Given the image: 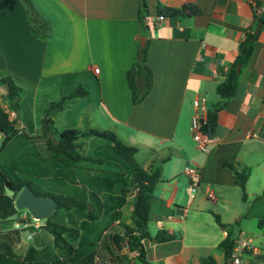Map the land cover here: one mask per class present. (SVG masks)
Instances as JSON below:
<instances>
[{"label":"crops","instance_id":"0c3cea01","mask_svg":"<svg viewBox=\"0 0 264 264\" xmlns=\"http://www.w3.org/2000/svg\"><path fill=\"white\" fill-rule=\"evenodd\" d=\"M143 1L148 10L144 23L140 17ZM30 2L40 15L38 25L46 21L52 31L49 36H36L27 3L0 0V70L33 77L34 99L41 90L55 93L46 95L47 103L72 94L79 85H90L94 93L71 99L51 117L76 104H87L80 103L84 100L95 103L93 108L83 106L77 120L66 122L63 129L113 131L137 147L136 160L143 168L162 170V181L150 201L149 229L155 235L165 228L180 234V238L163 243L144 240L151 264H205L203 259L209 256L224 264L225 255L217 247L228 232L216 216L225 224L240 219L242 236L264 242V224L260 226L264 197L257 198L264 192V25L251 60L241 66L235 96L219 111L217 129L209 135L205 151L199 149L191 128L196 99H204L206 113L220 101L217 86L259 17L257 6L251 0ZM185 4L194 5L200 13L154 22L158 6ZM150 18L154 30L149 29ZM145 28L147 33L143 34ZM143 35L150 43L148 64L154 84L145 100L134 104L127 72L144 47ZM95 67L100 68L99 73ZM1 99H5V92L0 86ZM19 123V128L26 127L25 120L20 118ZM39 127V121H35V131ZM250 131L258 137L250 136ZM80 142L83 154L94 152L102 144L100 141L96 148L91 146L93 137ZM34 146L41 157H50L47 139H34ZM227 163L239 171L250 169L246 200ZM191 164L201 174L195 192L186 173ZM133 197L134 192L117 209L103 211L102 218L113 221L105 234L118 232L119 223L133 225ZM129 258L131 264H138L137 253H129ZM262 259L248 258L249 264L264 263Z\"/></svg>","mask_w":264,"mask_h":264},{"label":"trees","instance_id":"16d2710c","mask_svg":"<svg viewBox=\"0 0 264 264\" xmlns=\"http://www.w3.org/2000/svg\"><path fill=\"white\" fill-rule=\"evenodd\" d=\"M24 1L29 8L33 33L36 36H49L52 31L50 25L44 21L39 26V13L30 0ZM199 13L200 10L192 4L181 7L160 5L157 8V14L165 18ZM140 17L142 23L148 17L144 1ZM260 22L264 25V16H259L249 29L240 43L235 62L217 86L221 99L208 111L203 128L209 135L217 129L219 111L228 105L237 92L241 73L238 67H245L255 52V43L260 36L256 27ZM149 46L147 41L139 49L127 72L134 104L143 102L153 88L154 75L148 64ZM34 80L10 69L0 70V86L4 89L9 108L7 111L0 102V133L5 136L0 152H5L16 141L18 146L3 162L0 161V264H106L109 257L116 261L129 260L131 252L137 253L138 264H151L144 240L163 243L180 238V234L165 228L155 235L149 229L150 201L162 181V170L143 168L136 160L137 147L124 142L113 131L101 128L60 130L56 126L51 112L63 109L71 99L88 95L89 90L83 85H79L72 94L50 103L38 131L34 129L35 122H32L31 128L28 127L29 121L26 127L17 128L20 117L12 119L10 111L19 110L24 85L35 86ZM85 137H100L106 139L109 145H101L94 152L83 154L80 140ZM36 138L48 140L49 158L41 157L36 150ZM226 165L233 169L236 183L246 200L250 169L239 171L233 164ZM25 186H29L37 196H53L58 201L57 209L40 228L16 229L8 223L19 212L16 199ZM8 188L13 190L12 195L7 193ZM133 192V225L119 223L118 232L105 234L104 231L113 221L103 219V211L117 209ZM263 197L264 192L257 195V198ZM59 212L64 219L54 220ZM216 220L228 232L217 248L225 255L224 264H230L235 240L242 231L240 219L226 224L219 216H216ZM263 224L264 221H260V226ZM26 232L33 234L31 242L24 241ZM118 249L128 250L120 256L116 255ZM203 263L220 264L213 256L204 258Z\"/></svg>","mask_w":264,"mask_h":264},{"label":"rangeland","instance_id":"374dc122","mask_svg":"<svg viewBox=\"0 0 264 264\" xmlns=\"http://www.w3.org/2000/svg\"><path fill=\"white\" fill-rule=\"evenodd\" d=\"M148 26H149L150 30H154V24H153L151 18L148 21ZM143 32H144L143 34L147 33L146 28L143 30ZM142 37L144 38L145 36L143 35ZM83 86L86 87L89 90V93L91 95L92 91H93L92 87L90 85L86 84V83ZM31 87H33V86H31L29 84L24 85V90H23V92L21 94V96H22L21 97L22 98L21 99V106H20L19 110L16 112L18 117H20L21 119L25 120L26 122L29 121V123H30L29 124L30 126L28 125L29 128H31L32 122L34 123L35 121H39V123H40L41 119L44 117V115L46 113V110L50 109L49 106H50L51 102L47 103V101H45L46 95H50V96H52V95L54 96L55 95V93H50L49 94V93H45L44 91L41 90L38 93L37 99H34ZM94 92L95 91H93V93ZM54 99H52V100L55 101ZM58 100L59 99H56V101H58ZM0 102L2 103L4 108H6L7 111H9L8 105L4 104V103H6L5 99H1ZM80 103H87V104H76L72 108H69L68 110H66L63 114H58L57 113V114H55L56 116L54 115V119L58 120V123H56V124L59 127V129L63 130V128H65V127H63L64 126L63 124H65L66 122L77 120L78 117H76V116L78 115L79 110L83 108V106L87 105L88 108H93V104H95V103L89 102L88 100H84L83 102H80ZM80 111H82V110H80ZM55 112L56 111H52L51 115L53 113H55ZM10 114H11L12 118H16V114L14 112H10ZM59 115H61V116H59ZM4 138H5V136L2 134V139H0V148H1L2 144H3ZM93 139H94L95 142H93L94 144L90 143V145L91 146L93 145L94 148H96V146H98L100 141L102 143L101 145H109V142L106 139H103V138H100V137H98V138L97 137H93ZM15 149H18L17 141L14 142V144L10 148L9 147L6 148L5 152H3L1 154L0 161L3 162L4 158L9 157V155H11L15 151ZM142 157H143V153H141V155H140L141 160H142ZM6 191H7V193L9 195L13 194V191L10 190L9 188L6 189ZM25 215L30 220H33V218L29 215L28 211L23 209V210H19V212L16 215L11 217L8 220V223L10 224L11 227L12 226L14 227L15 223L17 221H21L22 218ZM55 219L63 220L64 219L63 214L61 212H59V214L54 217V220ZM45 221H46V219H42L39 222V224L43 225L45 223ZM151 226H152V224H151ZM256 228L258 229L257 226H256ZM109 231L110 230H108V232ZM258 231H259V229H258ZM32 235L33 234H29L28 232L24 233V241L27 242V243L31 242V240L33 238ZM116 252H117L116 255H120V256H123V255L126 254V251L123 250V249H121V250L118 249ZM128 262L131 264L132 258H129V260H125V261L121 262V261L112 260V257H109V260L106 262V264H108V263H110V264H113V263L129 264Z\"/></svg>","mask_w":264,"mask_h":264},{"label":"built area","instance_id":"2783aa9c","mask_svg":"<svg viewBox=\"0 0 264 264\" xmlns=\"http://www.w3.org/2000/svg\"><path fill=\"white\" fill-rule=\"evenodd\" d=\"M252 3L257 6V14L259 16H264V0H251ZM165 20V17L162 15H157L154 19L155 23H159ZM94 71L99 73L100 68L95 67ZM196 108V113L192 117L191 128L193 131L194 139L198 144L200 150L205 151L209 143V134H207L203 128L204 124L207 121L206 113V103L204 99H196L194 101ZM250 136L258 137L257 133L249 132ZM186 173L191 178V190L195 192L200 186L201 174L197 166L188 165L186 167ZM210 186H207L208 193L211 192ZM194 197V195H192ZM30 215V214H29ZM31 216V215H30ZM33 220H30L26 215L22 218L21 221L15 223L14 228L22 229L25 227H35L40 228L42 225L39 224L41 220L31 216ZM30 234V233H29ZM263 241H264V232H263ZM264 257V242H256L253 238H246L239 234L235 240V245L233 248L232 255L229 259L230 264H249L248 258L250 257Z\"/></svg>","mask_w":264,"mask_h":264},{"label":"water","instance_id":"95a60500","mask_svg":"<svg viewBox=\"0 0 264 264\" xmlns=\"http://www.w3.org/2000/svg\"><path fill=\"white\" fill-rule=\"evenodd\" d=\"M263 22H260L257 26L256 32L259 33L262 28ZM146 38L142 37L141 45L145 46ZM241 66L238 70H241ZM21 126V123L17 124V128ZM8 187L9 184H8ZM12 190L11 188H9ZM13 191V190H12ZM16 207L19 210H27L28 213L39 220L48 219L58 207V201L53 196H37L34 191L25 186L19 193L16 199Z\"/></svg>","mask_w":264,"mask_h":264}]
</instances>
